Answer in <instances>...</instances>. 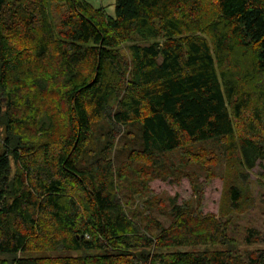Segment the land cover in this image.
<instances>
[{"label": "trees", "instance_id": "16d2710c", "mask_svg": "<svg viewBox=\"0 0 264 264\" xmlns=\"http://www.w3.org/2000/svg\"><path fill=\"white\" fill-rule=\"evenodd\" d=\"M113 8L0 0V264H264V250L242 262L223 249L214 218L174 206L165 228L128 211L118 186L130 169L142 184L173 176L207 144L238 175L264 160V0ZM100 126L105 140L91 143ZM132 126L140 149L116 171L115 141ZM227 186L239 210L242 190ZM263 238L249 230L245 243Z\"/></svg>", "mask_w": 264, "mask_h": 264}, {"label": "rangeland", "instance_id": "374dc122", "mask_svg": "<svg viewBox=\"0 0 264 264\" xmlns=\"http://www.w3.org/2000/svg\"><path fill=\"white\" fill-rule=\"evenodd\" d=\"M86 1L95 8L105 9L108 14L113 13V0ZM54 15L55 22H58L59 14L54 12ZM49 99L45 98L44 104L48 103ZM106 131L108 129L105 126L95 127L94 140L91 143H101L105 140L102 136ZM139 134L138 128L132 126L124 129L116 139L115 149L111 155L116 171L120 167H127L131 152L140 149ZM2 140L3 134L0 130V143ZM90 149L88 151L91 152ZM191 151H194L195 159L191 157V164L186 168H180L173 176H158L142 184V181L134 176L132 169L126 170L124 181L118 185L119 194L124 196L128 211L137 208L143 217L151 215L165 228L172 222L174 206L186 210L195 220L214 218L224 230L223 237L227 238L228 243L224 248L216 245L208 249L226 248L231 254L238 255L242 262H246L249 256L264 250V242L251 245L245 243L249 230H254L264 237V178L260 176L264 175V160L258 162L252 170L245 172L240 170L242 174L238 175L237 166L219 144L198 146ZM180 159L181 156L175 154L170 163L179 166ZM200 159L203 162H200ZM175 170L177 169L173 167L172 171ZM229 183L242 190L244 202L239 210L231 211L227 207L225 198ZM201 249L203 248H198Z\"/></svg>", "mask_w": 264, "mask_h": 264}]
</instances>
